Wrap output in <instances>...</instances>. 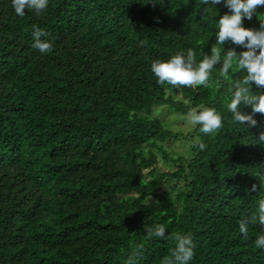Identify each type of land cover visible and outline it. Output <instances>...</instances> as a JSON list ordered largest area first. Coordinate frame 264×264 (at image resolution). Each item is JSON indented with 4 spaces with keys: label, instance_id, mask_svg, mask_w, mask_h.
I'll return each mask as SVG.
<instances>
[{
    "label": "trees",
    "instance_id": "obj_1",
    "mask_svg": "<svg viewBox=\"0 0 264 264\" xmlns=\"http://www.w3.org/2000/svg\"><path fill=\"white\" fill-rule=\"evenodd\" d=\"M214 7L49 0L20 17L0 0V264H162L177 233L192 235L189 264H264L254 245L264 226L249 223L247 239L239 232L264 198V144L254 138L264 114L237 125L226 108L242 71L226 80L217 64L207 87H188L157 84L150 69L189 48L197 62L213 48L246 50L216 44L228 9ZM257 13L264 6L243 26L259 29ZM33 26L48 33L47 54L31 46ZM158 107L175 120L215 107L222 127L183 134ZM158 224L166 239L149 236Z\"/></svg>",
    "mask_w": 264,
    "mask_h": 264
},
{
    "label": "clouds",
    "instance_id": "obj_2",
    "mask_svg": "<svg viewBox=\"0 0 264 264\" xmlns=\"http://www.w3.org/2000/svg\"><path fill=\"white\" fill-rule=\"evenodd\" d=\"M11 3L15 14L23 17L25 9L33 10L37 15L41 14L47 8L49 0H11ZM200 3L215 11L214 6L223 3L228 9V12L216 20V44L222 46L224 42L230 41L246 50L237 54L235 50L229 49L221 56V49L213 48L210 55H204L198 62L193 49L180 50L166 60L154 59L150 65L151 72L156 77V83L160 85L207 87L215 65H220V76L226 80L229 79V70H241V78L232 81L231 96L226 108L235 124L242 125L247 122L248 125L255 126L257 121L254 114H264V91H260L264 87V14L257 13L259 29L244 27L242 20L252 19L257 6H264V0H200ZM47 35L44 29L33 26L31 46L41 54H47L53 48L52 41L46 38ZM253 84L256 91L252 90ZM244 106H249L251 113L245 114L241 111ZM186 120L190 125L198 126L197 130L205 134H214L222 127V115L215 107H201L199 110L190 108L186 113ZM254 138L256 143L264 144V132ZM200 147L203 148L204 145L201 144ZM252 190H256V185L252 186ZM257 222L264 226V198L259 200L256 212L239 224V232L244 239L248 238V224ZM148 234L150 237L167 238L162 224L150 229ZM174 239L176 242L170 250V257L165 258L162 264H189L193 260L195 248L191 233H177ZM254 245L257 249L264 250V234L256 236Z\"/></svg>",
    "mask_w": 264,
    "mask_h": 264
},
{
    "label": "rangeland",
    "instance_id": "obj_3",
    "mask_svg": "<svg viewBox=\"0 0 264 264\" xmlns=\"http://www.w3.org/2000/svg\"><path fill=\"white\" fill-rule=\"evenodd\" d=\"M158 108L155 112L156 116H158L161 119H165L168 122L170 128L174 129L175 131L181 132L183 134H185L187 130L190 129L191 125L187 122V120H183V119L175 120L174 114L169 113V111L165 109V107H158ZM168 144H169L168 146L171 149H174L175 151L183 154L184 146L182 145L181 141H173Z\"/></svg>",
    "mask_w": 264,
    "mask_h": 264
}]
</instances>
